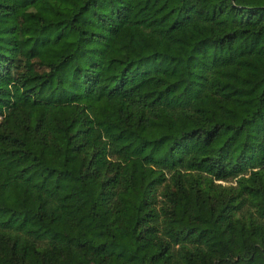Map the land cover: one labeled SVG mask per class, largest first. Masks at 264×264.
<instances>
[{
  "label": "trees",
  "instance_id": "16d2710c",
  "mask_svg": "<svg viewBox=\"0 0 264 264\" xmlns=\"http://www.w3.org/2000/svg\"><path fill=\"white\" fill-rule=\"evenodd\" d=\"M0 264H264V0H0Z\"/></svg>",
  "mask_w": 264,
  "mask_h": 264
}]
</instances>
